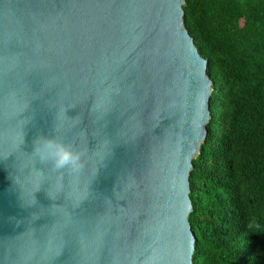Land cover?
I'll return each instance as SVG.
<instances>
[{"label": "water", "instance_id": "obj_1", "mask_svg": "<svg viewBox=\"0 0 264 264\" xmlns=\"http://www.w3.org/2000/svg\"><path fill=\"white\" fill-rule=\"evenodd\" d=\"M208 62L184 0H0V264H194Z\"/></svg>", "mask_w": 264, "mask_h": 264}, {"label": "trees", "instance_id": "obj_2", "mask_svg": "<svg viewBox=\"0 0 264 264\" xmlns=\"http://www.w3.org/2000/svg\"><path fill=\"white\" fill-rule=\"evenodd\" d=\"M213 80L190 173L194 264H264V0H184Z\"/></svg>", "mask_w": 264, "mask_h": 264}, {"label": "clouds", "instance_id": "obj_3", "mask_svg": "<svg viewBox=\"0 0 264 264\" xmlns=\"http://www.w3.org/2000/svg\"><path fill=\"white\" fill-rule=\"evenodd\" d=\"M34 151L41 160L51 161L56 169H69L79 172L83 168L82 154L74 146L55 137H44L34 145Z\"/></svg>", "mask_w": 264, "mask_h": 264}]
</instances>
